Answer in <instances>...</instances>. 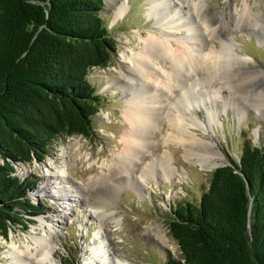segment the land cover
<instances>
[{"label":"rangeland","instance_id":"obj_1","mask_svg":"<svg viewBox=\"0 0 264 264\" xmlns=\"http://www.w3.org/2000/svg\"><path fill=\"white\" fill-rule=\"evenodd\" d=\"M112 1L102 0L99 11L116 40L115 52L106 65L91 66L87 72L96 86V92L100 93L99 108L92 114V132L90 136L61 134L54 141V148L41 161L33 159L31 162L14 163L16 174L30 175L36 180L28 195L33 200L37 199L42 208L40 213L27 215V219L31 220L25 221V224L13 225L7 236L0 234V264L9 262L6 253L11 249L12 240L24 247V241L32 236H44L50 227L58 233L50 241L51 253L45 264H68L67 257H72L73 264H84V258L92 257L89 248L100 228L102 237L107 239L106 251L111 257H119L129 264H161L168 256L178 257L180 249L168 228L172 208L186 200L197 202L201 191L208 185L213 167L218 162H229L230 157L238 159L244 141L264 146V0L203 1L199 12L206 18V31L203 19L195 16L196 12L189 3L174 0L169 9L177 8L181 19V15L185 17L188 12L195 24L202 28L203 31L198 30L196 35L204 40L196 42L204 52H219L221 58L220 54L229 48L223 42L230 38L234 43L233 55L219 59L221 63L217 68H205L208 79L211 77L206 89L201 85L195 87L196 92L209 90L212 98L215 97L218 122L208 125L206 119V126L191 127L223 157L211 165L212 162L201 163L186 155L182 144L163 139L170 128L162 118L160 130H156L158 134L151 140L146 152L149 153L151 148L161 155L169 152L173 167L171 175H166L157 166L155 174L147 176L144 182L140 180L139 190L130 185L136 183V171L130 174L129 184L114 190L105 188L106 183H111L109 180L94 183L104 169L108 172L107 166L102 165L103 161L122 149V135L128 125L123 111L129 97L115 83L121 67L132 65L122 55L132 49L137 50L142 46L143 37L159 35L164 28L157 23V15L162 13L160 8L155 13L149 11L151 0H127L128 5L118 16V6L115 0ZM245 2L253 8L254 17H250L255 21L252 24L244 14ZM162 7L163 12L168 14L170 10L165 8V4ZM175 35L183 40L187 29L181 27ZM247 56L249 60L244 61ZM195 110L203 120L207 114L203 107H196ZM141 168L138 165V169ZM60 169L66 171L65 176H58ZM110 174L114 177L113 171ZM63 178L84 194L85 198L81 196L78 208L73 196L65 198V194L73 190L61 185ZM96 190H104L113 197L106 208L112 214L104 215L102 209H99L100 215L91 211V206L85 201L92 199ZM70 204L73 208L67 213L64 205ZM63 219L64 222H61ZM157 231L166 233L165 241L157 237Z\"/></svg>","mask_w":264,"mask_h":264},{"label":"trees","instance_id":"obj_2","mask_svg":"<svg viewBox=\"0 0 264 264\" xmlns=\"http://www.w3.org/2000/svg\"><path fill=\"white\" fill-rule=\"evenodd\" d=\"M102 0H0V234L42 204L36 180L15 162L41 161L61 135L92 132L100 93L87 72L112 58L116 40ZM180 256L161 264H264V146L213 167L197 202L172 208ZM73 264L72 257H67ZM66 264V263H63Z\"/></svg>","mask_w":264,"mask_h":264},{"label":"bare ground","instance_id":"obj_3","mask_svg":"<svg viewBox=\"0 0 264 264\" xmlns=\"http://www.w3.org/2000/svg\"><path fill=\"white\" fill-rule=\"evenodd\" d=\"M151 1L149 11L155 13L156 9L160 8L162 13L159 16L157 15V23L164 26V28L159 35L150 34L143 37L142 46L137 50L132 49L122 55L132 65L127 64L128 68L121 67L118 80L115 83L129 97L123 111L125 122L128 125L123 131L122 149L112 158L104 160L102 163V165L107 166L108 172L104 169L103 174L94 180V183H104L109 180L111 183L105 182V188L109 191L110 187L111 190H114L123 184H129V176L133 171L137 173H135L136 183H130V185L135 190L140 189L138 186L141 183L140 180L144 182L147 176L156 173L157 166L161 167L166 175H171L173 167L170 165L169 152L162 155L157 154L156 150L151 147H149L151 148L149 153L146 152L151 140L153 141V138L158 134L156 130L158 128L160 130L162 118L165 119L167 127L170 128L163 139L182 144L186 155L194 157L201 163L212 162L211 165L217 163V160L223 157L220 151L213 148L209 141L203 140L204 137L191 127L193 125L206 126V119L208 125L218 122L215 97L212 98L209 90L208 92H205V90L196 92L195 87L201 85L206 89V83L208 84L211 79V77L208 79L206 69L217 68L218 64L221 63L219 59L225 58V56L228 57L227 55H233L234 43L230 38L223 42L229 48L220 54L221 58L219 52L214 53L213 50L209 53L204 52L203 48L196 42V40H204L202 36L198 37L196 35L198 30H201V32L203 30L198 24H195L194 19L188 12H186L187 16L185 17L181 15L183 19L185 18L183 20L177 15V8L169 9L171 4L174 5V0ZM203 1L205 2V0H199L198 2L196 0L191 2L183 0L194 9L195 16L198 15L199 18L203 19L204 30L206 31V25H208L206 18L199 12ZM109 2L113 1L109 0ZM115 3L118 6L116 16L121 15L128 5L127 0H115ZM164 4L165 8L170 10L168 14L163 12L164 8L162 6ZM244 6L246 18L250 20L251 24L254 23L255 20L250 17L251 15L254 17L252 6L248 2H245ZM189 12L191 11L189 10ZM192 14L194 15V13ZM181 27L187 29L186 38L183 40L175 35V31ZM234 53L237 55L236 52ZM243 60L248 61L249 57L247 56ZM213 93L215 94V92ZM201 106L207 113V117L205 116L203 120L195 110L196 107ZM138 165L142 166L141 170L138 169ZM110 171H113L114 177L110 174ZM58 174L59 177H63L66 171L60 169ZM61 185L67 187V190H73L72 193H66L65 198L68 199L73 196L72 199L78 208L81 205L79 203L81 196L85 198L82 191L79 188L72 187L64 178ZM59 188L58 190H60ZM91 197L94 199L89 198L85 202L91 206L93 213L100 215L99 209H102L104 215L112 214V211H106L113 198L109 193L104 192V190H96ZM64 207L67 213L73 208L72 204L69 206L64 205ZM61 222H64V219ZM101 230L100 228L95 233V239L89 248L92 257L84 258V264H95V260H99L96 264H129L119 257H111L110 252L106 251L107 239L102 237ZM56 231L55 228L50 227L44 236H32L24 241V247H20L12 240L9 245L11 249L6 253L10 258L7 264H45L51 253L50 241L55 239V235L58 233ZM157 232V237L165 241L166 233Z\"/></svg>","mask_w":264,"mask_h":264},{"label":"water","instance_id":"obj_4","mask_svg":"<svg viewBox=\"0 0 264 264\" xmlns=\"http://www.w3.org/2000/svg\"><path fill=\"white\" fill-rule=\"evenodd\" d=\"M226 162H218L216 165L225 164ZM215 165V166H216Z\"/></svg>","mask_w":264,"mask_h":264}]
</instances>
